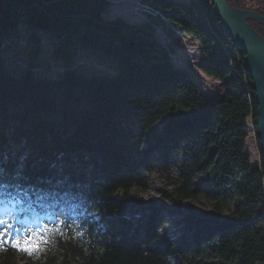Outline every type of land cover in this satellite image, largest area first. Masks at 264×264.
I'll list each match as a JSON object with an SVG mask.
<instances>
[{
    "label": "trees",
    "instance_id": "1",
    "mask_svg": "<svg viewBox=\"0 0 264 264\" xmlns=\"http://www.w3.org/2000/svg\"><path fill=\"white\" fill-rule=\"evenodd\" d=\"M141 2L156 13L133 21L110 16L111 0H0L4 178L70 193L63 206L84 229L32 264H264V157L246 53L212 0ZM159 27L201 44V68L221 96L208 98L174 62ZM54 67L59 75L47 71ZM249 119L260 168L246 150ZM154 147L158 164L178 170L165 198L191 208L193 231L178 243L160 232L158 214L136 228L123 215L148 184L153 165L142 156ZM19 256L7 245L0 264H20Z\"/></svg>",
    "mask_w": 264,
    "mask_h": 264
},
{
    "label": "rangeland",
    "instance_id": "2",
    "mask_svg": "<svg viewBox=\"0 0 264 264\" xmlns=\"http://www.w3.org/2000/svg\"><path fill=\"white\" fill-rule=\"evenodd\" d=\"M113 7L109 13L110 16L124 15L133 21L145 18L144 11L156 13L148 5L142 4L141 0H111ZM241 6L239 8L254 9L264 14V0H239ZM233 5V4H232ZM236 7V6H235ZM249 22H255L256 19L250 18ZM257 31L259 30L264 36V24L255 22L252 25ZM258 31V32H259ZM259 32V33H260ZM156 36L167 47L172 49L171 57L178 65L191 69L196 76L197 83L208 98H215L221 95L220 82L213 76L205 73L201 64L204 54L201 44L192 36L176 31L175 35H167L162 28H157ZM50 74L59 75L60 68H50L47 70ZM249 137L246 150L250 154L251 162L254 167H261L262 153L260 151L256 130L251 119L248 120ZM146 147V143L144 144ZM157 149L154 147L149 152L142 156V163L152 164L153 171L149 176L146 187L135 188V192L139 196V202L128 206L123 215L133 222L134 228L139 224L150 219L153 214H158L160 217L159 228L162 234L169 236L175 243H178L184 237L191 235L193 228L186 224L185 216L190 212L189 204L177 206L170 203L165 194L174 187V178L178 175V170L174 167L171 170H165L163 166L158 164L156 160ZM199 206V204H196ZM64 224H58L55 220H50L48 216H42L41 219L48 224L49 228L55 227L58 231H53L48 234L49 242L41 248L38 258L35 256L25 255L20 252V264H32L44 254H49L55 249L57 238L80 240L84 232L79 220L74 215H70ZM98 217V215H97ZM29 224H34L35 227L40 226L39 221L29 220ZM180 258H172V262H179Z\"/></svg>",
    "mask_w": 264,
    "mask_h": 264
},
{
    "label": "snow or ice",
    "instance_id": "3",
    "mask_svg": "<svg viewBox=\"0 0 264 264\" xmlns=\"http://www.w3.org/2000/svg\"><path fill=\"white\" fill-rule=\"evenodd\" d=\"M5 172L0 167V249L7 245L15 247L28 256H35L49 242L48 234L58 231L49 228L41 217L48 216L58 224H64L71 217L63 206L70 193L12 183L5 180ZM13 179H22V168L18 169ZM29 220L39 221L40 226L26 223Z\"/></svg>",
    "mask_w": 264,
    "mask_h": 264
},
{
    "label": "water",
    "instance_id": "4",
    "mask_svg": "<svg viewBox=\"0 0 264 264\" xmlns=\"http://www.w3.org/2000/svg\"><path fill=\"white\" fill-rule=\"evenodd\" d=\"M221 25L235 46L246 53L245 66L252 77L258 103L257 134L264 157V36L252 25L264 24V14L254 9L235 7L229 0H212ZM250 18L256 19L249 22Z\"/></svg>",
    "mask_w": 264,
    "mask_h": 264
},
{
    "label": "crops",
    "instance_id": "5",
    "mask_svg": "<svg viewBox=\"0 0 264 264\" xmlns=\"http://www.w3.org/2000/svg\"><path fill=\"white\" fill-rule=\"evenodd\" d=\"M170 36H172V35H170ZM204 60H206L205 56H204V58L202 59V61H204ZM222 94H223V93L221 92V95H222ZM221 95H220V96H221Z\"/></svg>",
    "mask_w": 264,
    "mask_h": 264
}]
</instances>
